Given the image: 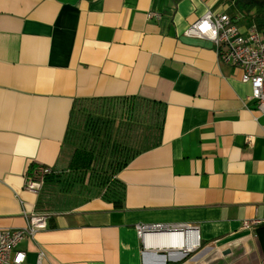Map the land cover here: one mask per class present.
Instances as JSON below:
<instances>
[{
	"label": "crops",
	"instance_id": "obj_1",
	"mask_svg": "<svg viewBox=\"0 0 264 264\" xmlns=\"http://www.w3.org/2000/svg\"><path fill=\"white\" fill-rule=\"evenodd\" d=\"M206 12L253 26L231 0H0V229L36 213L27 170L66 168L75 100L136 98L162 113L159 145L116 176L120 203L48 215L17 247L25 264L38 249L46 264H264V114L214 44L185 36ZM172 225L196 228L198 247H146L136 233Z\"/></svg>",
	"mask_w": 264,
	"mask_h": 264
},
{
	"label": "trees",
	"instance_id": "obj_2",
	"mask_svg": "<svg viewBox=\"0 0 264 264\" xmlns=\"http://www.w3.org/2000/svg\"><path fill=\"white\" fill-rule=\"evenodd\" d=\"M231 2L245 22L264 35V0ZM161 124V108L154 102L136 98L75 100L65 133L72 156L65 169H52L46 178L36 213L71 211L93 199L120 203L118 172L137 154L159 145ZM260 230L264 224L257 226L258 236Z\"/></svg>",
	"mask_w": 264,
	"mask_h": 264
},
{
	"label": "built area",
	"instance_id": "obj_3",
	"mask_svg": "<svg viewBox=\"0 0 264 264\" xmlns=\"http://www.w3.org/2000/svg\"><path fill=\"white\" fill-rule=\"evenodd\" d=\"M158 17L148 14V18ZM185 36L205 39L214 44L223 63L241 72L240 81L250 87L249 100L255 103V108L264 114V35L251 26L242 33L233 19L225 14L206 12L185 31ZM52 173L46 166L31 167L24 175L23 189L39 196L45 180ZM26 226L20 229H0V264H25L26 253L17 247L24 240H33L35 235L47 227L48 215L32 212L23 213ZM244 229L250 224L243 223ZM166 231L167 234H179L182 241L190 240L198 247L196 228L189 225L172 226H137L136 233L143 238L146 232ZM34 264H46L42 250L36 252Z\"/></svg>",
	"mask_w": 264,
	"mask_h": 264
},
{
	"label": "bare ground",
	"instance_id": "obj_4",
	"mask_svg": "<svg viewBox=\"0 0 264 264\" xmlns=\"http://www.w3.org/2000/svg\"><path fill=\"white\" fill-rule=\"evenodd\" d=\"M145 246H153L155 248H186V245L189 243L194 248L196 243H191L190 240L182 241L179 234H161V235H145ZM148 240V241H147ZM187 243V244H186ZM191 246L187 248L190 249Z\"/></svg>",
	"mask_w": 264,
	"mask_h": 264
},
{
	"label": "water",
	"instance_id": "obj_5",
	"mask_svg": "<svg viewBox=\"0 0 264 264\" xmlns=\"http://www.w3.org/2000/svg\"><path fill=\"white\" fill-rule=\"evenodd\" d=\"M161 234H167L166 231H157V232H146L144 235H161ZM191 251L188 252H184V256H186L188 253H190Z\"/></svg>",
	"mask_w": 264,
	"mask_h": 264
},
{
	"label": "rangeland",
	"instance_id": "obj_6",
	"mask_svg": "<svg viewBox=\"0 0 264 264\" xmlns=\"http://www.w3.org/2000/svg\"><path fill=\"white\" fill-rule=\"evenodd\" d=\"M59 186H60V185H58L57 188H58ZM74 193L76 194L77 192H74Z\"/></svg>",
	"mask_w": 264,
	"mask_h": 264
}]
</instances>
